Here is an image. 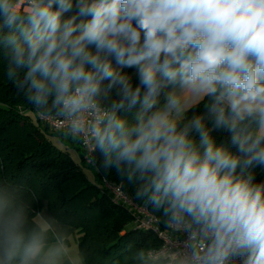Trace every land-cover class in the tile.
<instances>
[{"label": "clouds", "instance_id": "1", "mask_svg": "<svg viewBox=\"0 0 264 264\" xmlns=\"http://www.w3.org/2000/svg\"><path fill=\"white\" fill-rule=\"evenodd\" d=\"M0 52L38 117L162 226L131 264H264V0H0ZM35 205L0 179V264H88Z\"/></svg>", "mask_w": 264, "mask_h": 264}, {"label": "trees", "instance_id": "2", "mask_svg": "<svg viewBox=\"0 0 264 264\" xmlns=\"http://www.w3.org/2000/svg\"><path fill=\"white\" fill-rule=\"evenodd\" d=\"M49 131L56 132L4 76L0 52V179L24 184L37 208L46 204L51 214L70 225L77 246L88 253V264H131L130 245H159L156 235L134 227L131 210L115 203L104 188V182L117 185L115 174L98 171L79 144L67 143L79 158L76 163L51 143ZM83 169L92 171V181ZM256 178L264 180L259 168ZM121 191L142 207L132 199L130 186L125 185Z\"/></svg>", "mask_w": 264, "mask_h": 264}, {"label": "built area", "instance_id": "3", "mask_svg": "<svg viewBox=\"0 0 264 264\" xmlns=\"http://www.w3.org/2000/svg\"><path fill=\"white\" fill-rule=\"evenodd\" d=\"M42 121L54 131L60 132V127L58 123L51 122L48 120H42ZM80 147L84 151V153L87 156H89L87 149H85L81 145ZM103 185H104V188L110 192L115 203H120L122 205H125L129 210H131V212L134 215L133 224L136 229L142 230V231H149L153 233L154 235H156L157 239L159 240V243H161L162 240L164 242H167V237L163 229L161 228V226H157L155 230H153V225L156 224L157 222L150 220L148 210L136 205L124 193L122 195H117V192L121 190L116 189L114 191V187H115L114 185H110L106 182H104Z\"/></svg>", "mask_w": 264, "mask_h": 264}, {"label": "rangeland", "instance_id": "4", "mask_svg": "<svg viewBox=\"0 0 264 264\" xmlns=\"http://www.w3.org/2000/svg\"><path fill=\"white\" fill-rule=\"evenodd\" d=\"M49 136V140L51 141V143L56 146L57 148L63 150V151H66L70 157L76 162L79 164V158L76 154V152L66 143V142H63L61 141V136H60V133L59 132H52V131H49L48 132ZM84 170V173L87 177V179L89 181H92L93 180V175H92V171L88 170V169H83Z\"/></svg>", "mask_w": 264, "mask_h": 264}, {"label": "crops", "instance_id": "5", "mask_svg": "<svg viewBox=\"0 0 264 264\" xmlns=\"http://www.w3.org/2000/svg\"><path fill=\"white\" fill-rule=\"evenodd\" d=\"M44 205H46V204H43L42 206H44ZM74 231V230H73ZM74 237H75V235H74ZM75 243H76V237H75ZM77 245V244H76Z\"/></svg>", "mask_w": 264, "mask_h": 264}]
</instances>
